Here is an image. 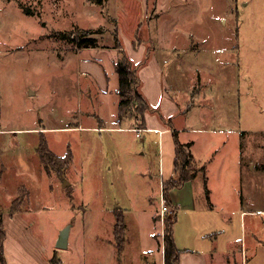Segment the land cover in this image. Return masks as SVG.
I'll return each mask as SVG.
<instances>
[{"label":"rangeland","instance_id":"obj_1","mask_svg":"<svg viewBox=\"0 0 264 264\" xmlns=\"http://www.w3.org/2000/svg\"><path fill=\"white\" fill-rule=\"evenodd\" d=\"M86 35L95 39L96 50L76 43ZM116 36L128 53L132 44L135 49L145 44L139 51L141 59L146 56L140 62L144 77L153 38L159 43L157 55L178 56L176 85L182 92L172 91L177 100L198 86L195 72L202 75L207 94L212 93L211 77H219L218 92L234 99L236 124L264 130V0H0V128L7 130L0 133L2 209L8 211L17 197L23 200L17 237L7 249L12 264L161 261L163 217L171 213L161 216L162 186L154 173L150 177L144 171L147 157L159 152L157 133L136 137L128 126L123 131L84 127L101 121L95 102L106 84L101 80L94 86L80 69L88 67L98 76V65L103 66L111 90L117 81L116 51L109 49ZM111 107L107 95L98 111L109 118ZM41 134L64 154L51 149L54 153L64 156L72 150L70 164L59 172L35 150ZM214 179L210 174L207 185L219 200ZM180 193L190 198L191 187ZM178 205L176 216L182 219L201 216ZM118 208L124 209L126 222L121 249L113 235ZM251 218L263 225L264 216L254 215L241 227L237 212L226 234L247 242L242 264H264L263 230L250 231ZM68 224V245L57 247V235Z\"/></svg>","mask_w":264,"mask_h":264},{"label":"crops","instance_id":"obj_2","mask_svg":"<svg viewBox=\"0 0 264 264\" xmlns=\"http://www.w3.org/2000/svg\"><path fill=\"white\" fill-rule=\"evenodd\" d=\"M151 41L148 51L149 60L145 68L148 72L147 76L144 77V74L142 76L141 67L138 69L141 78L140 91L150 105V109L144 113V122L140 117L133 115L122 119L118 117V73L117 81L110 90L108 73L105 72L103 66L98 65L101 69L98 76L88 67L80 69V73H85L88 77L87 81H90L94 86H98V81L101 82V80L106 84L104 87H98L101 91L98 101L95 102L97 104L96 114L98 118H101V121L97 124L91 122L84 127L123 131L128 126V131L135 132L133 128L138 126L141 131L139 135L135 132L136 137H142L141 132L157 133L154 136L159 146V152L154 159L150 156L147 157L148 163L144 171L150 177L154 173L158 185L161 186L165 180L178 177L174 171L176 139L183 145L187 144L188 150L192 154L194 168L203 167L204 171H198L191 180L170 190L171 205L175 207V204H179L178 206L187 210L193 209V213L200 211L201 216L195 219L196 215H194L191 219L186 215L185 219L184 217L182 219L180 213L177 212L174 236L176 247L181 251L177 264H237L239 260L242 264L247 256L245 255L248 250L247 242L244 243L243 239L234 237L231 233L226 234V227L233 221L237 212L241 227L243 222L246 226L247 216H264V130L245 129L236 124L234 99L232 95L226 96L227 94L223 98L221 91L218 92L219 77H211L212 93L207 94L204 82H201L202 75L195 72L192 75L197 77V89H192V93L189 92L187 96L184 95V100L179 101L173 97L172 91L180 88L176 85L177 71H175L178 56L162 58L160 52L157 55L159 43L157 45L154 38ZM142 43L136 49L132 44V51L127 52L135 63L143 62L146 58L145 56L141 59L139 54L140 48L145 46ZM97 47L84 48H90L92 51ZM114 50L116 58L113 60V69L116 73L115 63L119 58L118 48L113 46L109 52ZM83 60L88 61L89 59L84 58ZM170 61H174V63L170 66L168 64L169 67L166 70H169L165 71L166 63ZM180 91L182 92L181 88ZM107 95L111 97L112 115L109 117L111 119L107 118L100 109L98 111L99 105H102ZM187 99L189 102L186 101ZM186 102L188 104H185ZM86 106L92 107L90 103H87ZM5 131L7 130L0 128V133H5ZM48 145L50 149L57 152L49 142ZM57 153L64 154L61 151ZM139 154L145 155L144 152ZM141 158L145 159V157ZM142 164L144 163L142 162ZM210 174L215 178L216 190L220 195L219 200L215 199L213 195L210 196L211 187L209 188L207 185ZM189 187L192 191L191 196L188 199H183L180 192ZM196 200H198V206L195 205ZM231 201L234 202V206L237 204L239 207L233 209L235 207H232L233 204L230 205ZM10 206L11 202L7 208L8 211H3L0 197V209L3 211V224L6 228L4 254L7 257V264H12L7 249L17 237L16 217L21 219L22 215L21 211L10 215ZM185 213L183 212V214ZM242 217L245 219L244 221ZM262 223L263 225H260L257 219L251 218L248 227L250 231L263 230L264 244L263 220ZM238 243H240L241 252ZM254 244L257 247V241ZM161 251V261H159L164 264L163 241ZM147 262V264H160L158 260L156 263H152L150 260Z\"/></svg>","mask_w":264,"mask_h":264},{"label":"trees","instance_id":"obj_3","mask_svg":"<svg viewBox=\"0 0 264 264\" xmlns=\"http://www.w3.org/2000/svg\"><path fill=\"white\" fill-rule=\"evenodd\" d=\"M95 3L102 4L105 0H92ZM25 12L30 14L28 8L25 7ZM75 39V38H74ZM115 47L118 48V59L115 63V70L118 73V93H119V105H118V117L120 119L127 118L129 115L140 117L144 122V113L150 109L149 103L140 91L141 78L139 76L138 69L140 63H135L128 53L123 48L122 42L116 36ZM79 46L97 47L95 39L86 35L85 37L76 40ZM134 112L135 114H132ZM41 131V130H39ZM175 157H174V171L178 174V177L165 180L162 183V193L164 200L171 205V199L169 190L172 188L180 187L184 182L191 180L196 176L198 171H204L203 167L194 169L192 167L193 160L192 154L188 150V145L175 141ZM40 159L47 160L52 164L54 169L61 170L62 167H67L72 157V150L67 152V155L60 156L49 149L47 141L43 134L40 136V140L36 146V149ZM24 189L21 188L19 194H24ZM17 197L12 200L9 208L10 215L17 213L20 210L19 206L23 200ZM172 206V205H171ZM174 207V206H173ZM123 208L115 210V226H114V238L118 243L116 249H121L126 239L125 228L126 222L123 220ZM176 220V207L173 208V212L170 215H164L163 221V261L164 264H177L180 255V249L176 247L174 236V224ZM6 236V228L3 224V211L0 209V264H7V257L4 254V239ZM53 262V258L51 259Z\"/></svg>","mask_w":264,"mask_h":264},{"label":"water","instance_id":"obj_4","mask_svg":"<svg viewBox=\"0 0 264 264\" xmlns=\"http://www.w3.org/2000/svg\"><path fill=\"white\" fill-rule=\"evenodd\" d=\"M66 185H69V182L64 180V186ZM70 227L71 225L68 224L59 231V234L57 235V241H56L57 247H67L68 240H69L68 235H69Z\"/></svg>","mask_w":264,"mask_h":264},{"label":"built area","instance_id":"obj_5","mask_svg":"<svg viewBox=\"0 0 264 264\" xmlns=\"http://www.w3.org/2000/svg\"><path fill=\"white\" fill-rule=\"evenodd\" d=\"M133 130H134L135 132H137V135L140 134V131H141L140 128H138V127H134ZM160 206H161V209H160V214H161V216H163V215L166 214L167 212H170V213L173 212V210L171 209V206H169V205L166 204V202H165L163 196H162V198H161Z\"/></svg>","mask_w":264,"mask_h":264}]
</instances>
